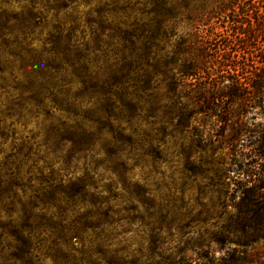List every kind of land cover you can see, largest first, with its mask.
Returning a JSON list of instances; mask_svg holds the SVG:
<instances>
[{"label": "rangeland", "instance_id": "374dc122", "mask_svg": "<svg viewBox=\"0 0 264 264\" xmlns=\"http://www.w3.org/2000/svg\"><path fill=\"white\" fill-rule=\"evenodd\" d=\"M146 10L142 0H0V167L19 171L1 179L15 184L0 197V264L221 263L227 245L213 234L225 223L207 206L205 166L185 160L179 144H216L228 128L164 122L170 62L164 74L150 68L143 112L128 122L105 112L126 55L118 28L145 35ZM176 41L164 42L165 61ZM241 119L254 127L264 114ZM120 126L131 142L118 137ZM231 176L221 177L226 189ZM231 247L228 264L264 262L262 239Z\"/></svg>", "mask_w": 264, "mask_h": 264}, {"label": "trees", "instance_id": "16d2710c", "mask_svg": "<svg viewBox=\"0 0 264 264\" xmlns=\"http://www.w3.org/2000/svg\"><path fill=\"white\" fill-rule=\"evenodd\" d=\"M142 6L148 16L145 35L136 25L118 28L116 38L126 55L114 66L113 93L105 96L111 104L105 112L117 122H128L143 112L148 77L153 71L164 74L165 62H170L175 65L174 86L164 105V122L181 129L204 122L228 128L216 144L205 140L179 144L185 160L198 158L205 166L199 175L210 196L207 206L225 223L214 232L213 241L227 245L218 260L228 264L232 244L246 247L264 240V122L249 127L241 119L250 110L264 114V0H142ZM26 23L25 31L33 28L31 18ZM172 35H177L176 50L165 61L160 52ZM52 42L62 39L56 35ZM56 100L60 104L53 96ZM124 128L120 126L118 137L131 142L122 134ZM218 153L221 163L215 162ZM3 166L0 197L15 184L1 187V179L8 175L10 182L19 174L18 169L11 174L9 165ZM228 172H232L231 189L224 188L228 183L221 180ZM245 264L264 262L254 259Z\"/></svg>", "mask_w": 264, "mask_h": 264}]
</instances>
